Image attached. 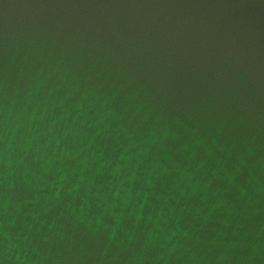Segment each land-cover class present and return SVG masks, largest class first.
Returning a JSON list of instances; mask_svg holds the SVG:
<instances>
[{"label":"clouds","instance_id":"obj_1","mask_svg":"<svg viewBox=\"0 0 264 264\" xmlns=\"http://www.w3.org/2000/svg\"><path fill=\"white\" fill-rule=\"evenodd\" d=\"M44 65L0 75V264H264V108Z\"/></svg>","mask_w":264,"mask_h":264},{"label":"water","instance_id":"obj_2","mask_svg":"<svg viewBox=\"0 0 264 264\" xmlns=\"http://www.w3.org/2000/svg\"><path fill=\"white\" fill-rule=\"evenodd\" d=\"M60 57L81 75L119 68L178 112L207 95L255 119L264 0H0V75Z\"/></svg>","mask_w":264,"mask_h":264}]
</instances>
